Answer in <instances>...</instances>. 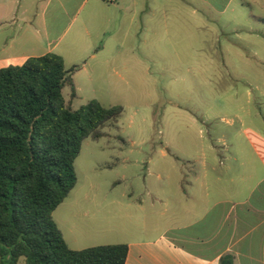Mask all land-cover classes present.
<instances>
[{"label": "rangeland", "instance_id": "374dc122", "mask_svg": "<svg viewBox=\"0 0 264 264\" xmlns=\"http://www.w3.org/2000/svg\"><path fill=\"white\" fill-rule=\"evenodd\" d=\"M112 14L119 18L113 24L118 31L113 39L120 48L116 57L89 56L66 63L67 70L79 71L78 96L71 101L74 110L91 100L123 107L118 119L106 124L101 139L84 140L75 161L78 181L68 201L98 198L103 210L85 205L98 218L101 213L114 214L113 224L131 234L145 229L148 237V227L161 226L156 216L160 206L154 208L152 203L173 196L177 206V198L183 196L178 189L182 171L194 164L202 180L208 173L216 201L232 198L237 203L242 168L255 164L241 115L247 110L256 113L257 93L244 75L257 64L250 67L235 55L245 36L235 22L247 21V13L202 11L198 22L191 13L177 14L168 8L162 27L148 24L143 12ZM108 38L103 35L100 46ZM230 67L236 75H231ZM248 91L253 93L252 102ZM64 97L70 99L69 88ZM224 212L218 210L219 215ZM53 217L64 228V207L57 208ZM19 264H25L24 259Z\"/></svg>", "mask_w": 264, "mask_h": 264}, {"label": "crops", "instance_id": "0c3cea01", "mask_svg": "<svg viewBox=\"0 0 264 264\" xmlns=\"http://www.w3.org/2000/svg\"><path fill=\"white\" fill-rule=\"evenodd\" d=\"M168 1L173 3L170 7L163 0H0V68L22 66L29 58L48 53L62 56L65 67L67 61L89 56L115 58L120 48L113 39L118 32L113 24L119 18L113 16V10L143 12L148 15V24L157 27L165 26L168 8L177 14L191 13L198 22L202 11L247 13V21L235 22L245 32L241 50L236 49L235 55L250 67L252 62L257 64L244 75L245 83L257 93L256 113L247 110L241 115L255 164H243L240 200L216 201L212 183L206 178L208 173L202 180L196 166L188 164L178 185L183 194L176 200L178 205L172 202L176 199L173 196L156 198L152 203L154 208L160 206L156 216L161 226L148 227V237L145 229L131 234L127 228L113 224L114 214L101 213L102 218H98L85 206L94 204L103 210L98 198L68 201L67 197L58 207L65 209L64 228L56 223L74 250L127 244L126 264H220L223 256H231L233 264H264V0ZM76 22L73 34L67 37ZM103 35L109 38L100 46ZM230 72L236 75L231 67ZM78 73L73 76L77 91ZM248 96L252 102L253 93L248 91ZM189 175L194 179H187ZM115 203L119 208V202L113 200ZM222 208L225 212L219 215ZM95 219L106 222L93 224Z\"/></svg>", "mask_w": 264, "mask_h": 264}, {"label": "trees", "instance_id": "16d2710c", "mask_svg": "<svg viewBox=\"0 0 264 264\" xmlns=\"http://www.w3.org/2000/svg\"><path fill=\"white\" fill-rule=\"evenodd\" d=\"M76 72L56 53L0 68V264H126L127 244L74 250L53 217L77 184L84 140L123 113L97 100L74 110Z\"/></svg>", "mask_w": 264, "mask_h": 264}, {"label": "built area", "instance_id": "2783aa9c", "mask_svg": "<svg viewBox=\"0 0 264 264\" xmlns=\"http://www.w3.org/2000/svg\"><path fill=\"white\" fill-rule=\"evenodd\" d=\"M110 2H112L113 0H109Z\"/></svg>", "mask_w": 264, "mask_h": 264}]
</instances>
